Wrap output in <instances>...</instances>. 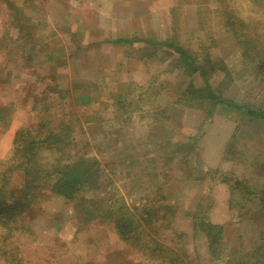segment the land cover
I'll use <instances>...</instances> for the list:
<instances>
[{
	"label": "rangeland",
	"instance_id": "374dc122",
	"mask_svg": "<svg viewBox=\"0 0 264 264\" xmlns=\"http://www.w3.org/2000/svg\"><path fill=\"white\" fill-rule=\"evenodd\" d=\"M253 7L0 0V188L36 184L0 264H264V122L246 114L264 112V6ZM231 32L237 44L223 39ZM169 42L193 67L172 61ZM189 84L199 101L185 98ZM210 92L233 106H213ZM51 132L60 150L47 147ZM73 165L90 179L68 198L53 184ZM176 188L160 220L159 194ZM150 203L159 210L145 223ZM195 214L222 227L215 258ZM117 216L140 224L139 242L118 237Z\"/></svg>",
	"mask_w": 264,
	"mask_h": 264
},
{
	"label": "trees",
	"instance_id": "16d2710c",
	"mask_svg": "<svg viewBox=\"0 0 264 264\" xmlns=\"http://www.w3.org/2000/svg\"><path fill=\"white\" fill-rule=\"evenodd\" d=\"M249 1L251 3V6H254L253 8H257V9L260 8L261 9L262 8L261 6H264V0H249ZM223 12H226L228 14L227 16L233 17V15L230 14L229 11L223 10ZM227 16L224 15V20ZM231 22H233V21H231ZM231 22H229V23H231ZM242 23L247 24L246 22H242ZM231 24H234V22ZM254 26L257 27L256 24ZM229 34H230L233 42L237 43L238 38L235 35V33L231 32ZM119 41L120 40L112 41V44L118 43ZM131 41H133V40H131ZM161 45L172 48L171 52H169V55L175 56L174 58L177 57L176 60L174 58L172 59V61L174 63H177L176 61L180 59L179 56H184L187 67L188 68L193 67L190 64V63H193V59L186 54L187 50L185 47H183L182 45L180 46L178 44H173L172 42L164 43ZM191 70H195V67ZM204 81H207V80L205 79ZM205 88H209V85L208 84L205 85ZM197 91L193 90L192 86L189 84V86L185 88L183 93L186 95L185 96L186 99H188V96H190V98H193L195 100L197 99L199 101L201 94L197 93ZM210 93L211 94L206 95V98L207 99H215V103H212L213 106H215V104L232 105L233 106V104H230L229 100L222 98V96L216 97V96H214V94L212 92H210ZM86 102L87 101H83V103H86ZM234 106H236V105H234ZM236 107L238 109L242 110V108H239L238 106H236ZM246 114H247V116H250L252 118L261 119L264 122V112H262V111L246 110ZM1 118H2V115H0V119ZM59 136L60 135H58V133H55V132L54 133L51 132L48 135H46V137H45L46 143H49V146H47V147H51L52 150H55V148L52 147L53 145H55L56 149L60 150L62 148V145H63V138H61ZM52 139H54L53 140L54 142H52ZM161 139H163V141H164V137H162ZM13 144H14V142H13ZM164 150H166L165 146L161 145L159 147V149L156 151H159L158 152L159 155H161L162 157H165L168 155V150L166 153ZM152 152H153V150L146 152V154L152 153ZM179 152H180V150H179ZM35 158H36V161L39 162L38 161V155L36 153L35 154L33 153V159H35ZM169 159H171V158H169ZM80 161L82 163L83 159H80ZM87 170H88V168H85V167L81 168V167H79V165H73L71 168H66V166H65V168L60 171L59 176H57V180H55L56 181L55 184H53L55 191H57L58 193H63V191L65 190L64 195H66L68 198L69 197L72 198V194L78 188H83V187L87 186L86 185L87 181L90 179V175L88 174ZM0 186H1V184H0ZM34 188H36L35 179L31 180V181H24L23 180V182L21 184H19V186L16 189H13V190H7L6 188H0V260H1V258H3L2 257L4 255L3 252L10 253L8 255V257L13 256V253H12L13 251H11L12 247H11V244L9 242H11V238H15V234L17 233L16 225L18 223V220L22 218L23 214L26 211H29L35 205V203H34L35 198L32 196V190ZM157 188H161V185H158ZM166 192H167V190L162 189V194H159V197L164 201V202L162 201V205H163L162 207H164L165 205H169L165 201H167V200L177 201L179 195L182 194V192L179 191L178 188L171 189L170 192H175L174 194L168 195ZM150 204L151 205L148 208H146V206H144L143 213H144L145 217L142 219L145 223H151L152 214L157 215L158 210H159L157 207L153 206L154 203H150ZM197 209H198V207L195 209V211ZM164 211L162 214L159 213L158 217L160 220H167V217L170 214V212H172V209L169 206H165ZM195 211H193V212H195ZM193 212H192V214H194ZM204 219H205L204 216H202L200 218L199 216H197V214H195V217L193 215L192 216L193 229L198 231V232L200 231V232H203L204 234H206V237L208 240L207 241V247L209 248L208 253L212 257L215 258V257H217V252L215 250L216 249L215 246L220 244L219 241L221 240L220 239L221 236H217V233H218V231L220 233L222 227L220 225H217V224H211V223H208L206 221H203ZM113 221H114L113 229L115 230L116 234L118 235V237L120 239L125 240V241L132 239L134 242H137V241L139 242L140 237L138 235V231L140 229V224H138L136 221L133 222L130 219H125L122 216L121 217L117 216ZM169 227H170V224H169ZM5 242H8V245L6 246V248H5ZM220 245L223 247V244H220ZM139 248L140 249L147 248L146 243L140 244ZM213 248H215V249H213ZM14 257L17 258V256H14ZM5 258L3 260L6 263L11 262L10 260L5 259ZM178 264H181V263H178Z\"/></svg>",
	"mask_w": 264,
	"mask_h": 264
},
{
	"label": "crops",
	"instance_id": "0c3cea01",
	"mask_svg": "<svg viewBox=\"0 0 264 264\" xmlns=\"http://www.w3.org/2000/svg\"><path fill=\"white\" fill-rule=\"evenodd\" d=\"M217 1H218V0H217ZM192 4H196V5H198V6L195 5V8H194V15H195V14H197L198 11H199L200 3H199V2H198V3H197V2H196V3H195V2H188V3L185 4V7H186L187 9H189L188 6H191ZM180 7H181V6H180ZM217 7H218V6H217ZM215 10L220 11V10H224V9L221 8V6H219V7L216 8ZM225 31L228 32V30H225ZM229 32H230V31H229ZM229 35H230V34H228V35H224V36H223V37H224L223 39H224V40H227V41H230V40H229V38H230ZM115 40H120V41L123 40V41H125V43L128 44V43H130V41H131L132 39H131V40H130V39H125V38H124V39H121V38H118V37H117V38H115L113 41H115ZM120 41H119V42H120ZM169 43H170V42H169ZM161 44H164V43H161ZM235 44H237V43H235ZM163 46H164V45H163ZM182 46H183V45H182ZM237 46H238V49H239V45H237ZM183 47H185V46H183ZM180 188H181V187H180Z\"/></svg>",
	"mask_w": 264,
	"mask_h": 264
}]
</instances>
